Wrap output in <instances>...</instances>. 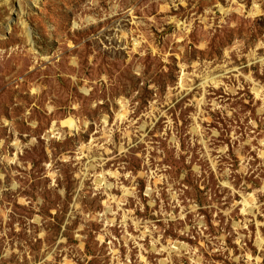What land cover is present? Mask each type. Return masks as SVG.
Listing matches in <instances>:
<instances>
[{"label":"rangeland","instance_id":"1","mask_svg":"<svg viewBox=\"0 0 264 264\" xmlns=\"http://www.w3.org/2000/svg\"><path fill=\"white\" fill-rule=\"evenodd\" d=\"M0 264H264V0H0Z\"/></svg>","mask_w":264,"mask_h":264},{"label":"bare ground","instance_id":"2","mask_svg":"<svg viewBox=\"0 0 264 264\" xmlns=\"http://www.w3.org/2000/svg\"><path fill=\"white\" fill-rule=\"evenodd\" d=\"M7 3V2H6Z\"/></svg>","mask_w":264,"mask_h":264}]
</instances>
